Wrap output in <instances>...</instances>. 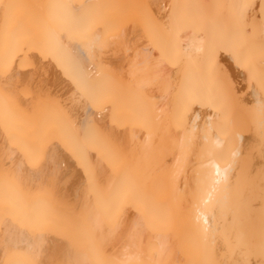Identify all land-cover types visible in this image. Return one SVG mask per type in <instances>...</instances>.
<instances>
[{"label":"bare ground","instance_id":"1","mask_svg":"<svg viewBox=\"0 0 264 264\" xmlns=\"http://www.w3.org/2000/svg\"><path fill=\"white\" fill-rule=\"evenodd\" d=\"M0 264H264V0H0Z\"/></svg>","mask_w":264,"mask_h":264}]
</instances>
